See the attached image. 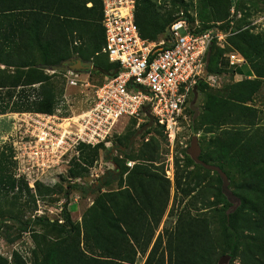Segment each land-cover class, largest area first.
<instances>
[{"label":"trees","instance_id":"obj_1","mask_svg":"<svg viewBox=\"0 0 264 264\" xmlns=\"http://www.w3.org/2000/svg\"><path fill=\"white\" fill-rule=\"evenodd\" d=\"M203 2L214 11L210 16L214 22L195 30L222 22L221 28L232 32L224 48L211 45L208 72L220 79L228 67L245 74L227 94L204 91L207 86L203 80L197 87V93H205L199 121L210 134L199 158L210 164L217 161L215 165L227 176L228 167L234 164L233 170L240 174V180L232 186L235 206L231 208L218 172L213 171L215 177L207 181L206 174L211 170L196 163L203 172L194 174L177 164L174 188L178 202L169 211L174 220L156 234L169 204L170 181L163 171L145 162L132 168L125 165L127 159L156 162L160 156L161 144L155 136L142 142L135 153L127 151L131 136L147 123L142 122L126 132V151L118 150L126 156L123 161L113 156L117 167L94 182L75 179L89 173L104 146L78 145V155L66 168L67 192L95 195L80 224L71 218L67 194L60 218H23L19 208L14 211L8 207L15 205L7 201L9 194L15 199L27 195L34 202L35 196L53 189L38 181L30 188L24 177L14 176V154L9 145L0 148V230H6L7 222L12 221L18 231L10 240L30 230L35 247L30 260L13 250L10 259L0 254V264H136L141 257L142 264H218L220 252L230 257L227 264H264V122L260 115L263 111L253 105L254 95L264 84V30L254 31L237 22L236 12L242 10L243 0ZM232 6L234 14L223 22ZM101 17V0H0V64L4 66L0 68V90L5 89L9 101L17 92L11 109L53 112L56 96L50 75L44 70L70 57L91 60L106 76L116 74L118 64L109 61L102 51L105 39ZM178 17L161 12L155 0H135L134 20L146 40L167 38L169 24ZM186 17L191 23L193 19L188 14ZM231 49L244 57L245 68L229 66L224 60L223 53ZM34 84L38 88L32 95ZM153 125L162 131L159 125ZM119 135L113 145L123 146ZM117 179L122 187L102 191Z\"/></svg>","mask_w":264,"mask_h":264},{"label":"built area","instance_id":"obj_2","mask_svg":"<svg viewBox=\"0 0 264 264\" xmlns=\"http://www.w3.org/2000/svg\"><path fill=\"white\" fill-rule=\"evenodd\" d=\"M101 4L105 39L102 51L109 61L118 64L116 74L106 76L94 87L93 98L75 115L16 113L19 120L13 157L20 175L32 186L37 181L44 182L48 175L63 172L70 159L78 155L80 143L103 144L102 153L114 146L123 119H148L143 106H147L172 149L180 119L190 108L194 87L200 80L210 85L220 83L219 75H203L208 49L211 51L212 44L224 48L232 35L230 29L221 28L222 22L197 31L187 18L180 16L169 24L167 38L149 41L141 37L135 23V0H101ZM223 58L233 67L246 63L233 49L224 52ZM56 72L62 73L69 86L89 85L74 75L81 72ZM138 162L139 159H127L125 165L132 168ZM108 164L107 170L113 169L111 162Z\"/></svg>","mask_w":264,"mask_h":264},{"label":"rangeland","instance_id":"obj_3","mask_svg":"<svg viewBox=\"0 0 264 264\" xmlns=\"http://www.w3.org/2000/svg\"><path fill=\"white\" fill-rule=\"evenodd\" d=\"M159 5L161 12L168 13L170 12L172 16H182L186 17L188 14L193 20L191 21L192 26L195 28L199 27V25H206L211 24L214 20L210 17L214 11L210 10V7H205L203 0H155ZM206 1V0H205ZM86 5H91L89 2ZM243 10V11H242ZM242 10L240 11V16H238V11L236 12V20L238 23L242 24L241 26L245 27H252L254 31L264 30V0H243ZM234 12L232 13L230 9L229 16L223 20L226 22L228 18H231ZM245 14H248L246 18H244ZM238 16V17H237ZM165 38V37H164ZM75 57V56H73ZM226 62L227 60L224 59ZM91 61V60H90ZM225 64V63H224ZM230 66V65H229ZM4 66L0 64V68ZM228 67V66H227ZM227 72L221 73V79L219 84L210 85L205 82L206 86L204 91L206 90L210 94H227L232 90L233 85L240 81L242 78L245 77L244 74H238L236 72H232L233 69L228 67ZM7 70L12 71V68H7ZM44 72L50 75V81L52 82L54 93L56 96V105L54 108L53 113L58 115H75L79 113L84 107L87 106L88 102L94 96V87L99 86L102 82H104L106 75L102 72H98L94 66H92L89 73L81 72L79 74H74L75 76L83 78L89 85L85 86H69L66 83L65 77L62 73L53 72L50 69L45 68ZM32 88L34 90H30L32 95L37 93L38 84H34ZM17 91L19 88L16 89ZM5 89L0 90V111L6 104L8 107L5 113H0V148H5V146H11L15 149V144L17 140V131H18V120L19 116L16 114L17 112L22 111H15L11 109L12 102L17 100V92L13 94V97L9 101L8 98L4 95ZM193 98V97H192ZM192 100V99H191ZM205 102V93L198 92L197 98L194 102V109L191 107L189 110L185 111V116L180 119V129L176 136V140L174 143L173 148L168 146V141L163 135L160 128L154 126L152 124L151 127L147 128L141 134L136 136L133 139L132 145L127 150L131 153H135L139 145L149 139L151 136H155L159 139L161 147H160V156L158 161L150 162L140 160V162H145L146 164H150L158 170L163 171L165 177H167L170 181V198L167 210L162 218V221L158 227L156 234L161 232L163 226H168L173 223L174 216L170 215L169 211L171 206L174 203L178 202V198L175 197V188H174V172L177 164L182 167L186 168L187 170H192L194 174L198 172H203V170L196 165L191 156L187 152V148L190 145V141L193 135H197L198 143L200 145L201 151H204L208 145L209 136L210 134L205 131L206 125L201 124L199 121L200 114L203 111V106ZM12 110V111H10ZM31 112V111H30ZM263 118L262 121L264 122V110L263 113L260 114ZM142 117V116H140ZM138 121L135 119L136 123L133 125V119H123L120 124V135L118 136L121 139V142L124 147H126V138L128 134H126L129 128H138L139 124L142 122H148V120ZM117 125V127L119 126ZM264 125V123H263ZM126 151V150H125ZM77 156V155H75ZM121 156V157H118ZM116 157L123 161V158L126 157L124 153L118 151L116 153ZM14 159V157H13ZM15 161V165H12V171L14 172L15 177H22L18 170V164ZM214 164H219L217 161H213ZM199 164V163H197ZM201 165V164H200ZM110 165L108 164L107 158L103 157V153H100L99 158L95 161L94 165L90 168L89 173L81 178H76L75 180H80L85 183L94 182L96 178H99L103 175L107 168ZM205 168V167H204ZM207 169V168H206ZM225 169V168H224ZM234 164L231 167H228V176H227V184L224 188V193L228 197L229 201L231 202V208L235 206L237 201L233 195V183L238 182L240 180L239 172L233 170ZM210 170V169H209ZM63 173H59L57 175H48L44 178V185L50 186L53 190L49 194H44L43 196H35L34 202L30 200L27 195H23L17 199L13 198L11 194H9L7 201L9 203H14L13 206H8L14 211L18 208L21 210L19 211L20 214H23V218H27L33 215H45L50 218H60L61 214V204L66 201L65 195H68V209L71 215V218L74 222L80 224L82 220V215L86 211V209L93 203L94 194H82L81 192L74 190L68 191L66 188V169H62ZM214 170H211L210 173L206 174L207 181H211L212 177H215ZM227 171V169H226ZM217 172V171H216ZM193 174V175H194ZM126 173L122 174V178H124ZM192 176V175H191ZM120 179L113 181L109 186L104 187L102 191L105 190H116L122 187L123 183L121 184ZM96 183V182H95ZM28 186L33 188L29 182ZM105 189V190H104ZM34 190V189H33ZM179 194V192H178ZM27 197V198H26ZM179 197V195H178ZM5 204V203H3ZM7 206V205H6ZM8 226L6 230H0V254L10 259L12 251L18 250L23 257L27 260H30L32 257L31 252L32 249L35 247V243L31 237V231H26L22 233V235L15 239L10 240L18 231L17 228L13 225L12 221L7 222ZM38 229L37 227H32ZM226 254L219 253L217 255V259L219 260ZM230 259V257H229ZM228 259V261H229ZM144 258H139L136 264H142Z\"/></svg>","mask_w":264,"mask_h":264},{"label":"water","instance_id":"obj_4","mask_svg":"<svg viewBox=\"0 0 264 264\" xmlns=\"http://www.w3.org/2000/svg\"><path fill=\"white\" fill-rule=\"evenodd\" d=\"M209 55H210V49H208L207 53H206V67L204 70V75L203 77H205L208 73V69H207V65L209 62ZM93 64L92 61L90 60H83L81 57L75 56V57H70L68 59L63 60L62 62L58 63V64H53V65H49L46 68L53 70V71H65V70H71V71H78V72H86L89 73L91 68H92ZM203 77L201 79H203ZM201 81V80H200ZM197 85L194 87L193 89V98L191 100L190 103V107L192 109H194V102L197 98ZM143 112L145 113V115L148 118V122L143 125L142 127H140L135 133L134 135L131 136L130 141L128 143V147L127 150L130 148V146L132 145L133 139L138 136L139 134H141L143 131H145L147 128L151 127L153 124V118L152 115L147 111V106H143L142 107ZM109 149H111V153L109 156H106L105 152H103V157L107 158V160L109 162H111V164L113 165V169H115L117 167L116 163L113 161L112 159V152L115 149H120V150H125V147L123 146H118V145H114L112 147H110ZM187 152L188 154L191 156V158L201 164L203 167L210 169V170H214L217 171L218 174L220 175V177L222 178V187L223 190L225 188V185L227 184V175L225 174V172L217 165L215 164H210V163H206L204 161H202L199 158V155L201 153V148L200 145L198 143V138L197 135H193L190 141V145L187 148ZM229 259L228 255L223 256L222 258H220L218 260V264H227Z\"/></svg>","mask_w":264,"mask_h":264},{"label":"crops","instance_id":"obj_5","mask_svg":"<svg viewBox=\"0 0 264 264\" xmlns=\"http://www.w3.org/2000/svg\"><path fill=\"white\" fill-rule=\"evenodd\" d=\"M89 4H91V2H89ZM87 7L91 6V5H86ZM246 65V64H244ZM244 65L240 66V67H244ZM245 68V67H244ZM241 75V74H240ZM245 75V74H244ZM248 77H251L250 75H248ZM253 105L257 108H259L260 110H264V84L263 86L260 88V90L254 95L253 97Z\"/></svg>","mask_w":264,"mask_h":264},{"label":"flooded vegetation","instance_id":"obj_6","mask_svg":"<svg viewBox=\"0 0 264 264\" xmlns=\"http://www.w3.org/2000/svg\"><path fill=\"white\" fill-rule=\"evenodd\" d=\"M121 146H122V145H121ZM123 147H124V146H123ZM126 149H127V148H126ZM118 150H119V149H115V150L112 152L111 156H112V157L115 156L116 153L118 152ZM104 152H105L106 156H109L110 153H111V149H107V150L104 151Z\"/></svg>","mask_w":264,"mask_h":264},{"label":"clouds","instance_id":"obj_7","mask_svg":"<svg viewBox=\"0 0 264 264\" xmlns=\"http://www.w3.org/2000/svg\"><path fill=\"white\" fill-rule=\"evenodd\" d=\"M148 120V119H147ZM154 121V120H153Z\"/></svg>","mask_w":264,"mask_h":264}]
</instances>
